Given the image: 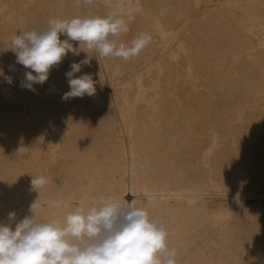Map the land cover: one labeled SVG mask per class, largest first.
<instances>
[{"label":"bare ground","instance_id":"bare-ground-1","mask_svg":"<svg viewBox=\"0 0 264 264\" xmlns=\"http://www.w3.org/2000/svg\"><path fill=\"white\" fill-rule=\"evenodd\" d=\"M197 1L95 0L84 7L78 0H0V63L7 65L0 76V128L13 129V141L23 136L25 123L13 105L18 103L12 102L16 93L8 76L29 101L27 127L41 132V143L49 144L40 157L48 184L39 192L28 191L36 176L30 153L0 151V223L14 230L33 215L37 221L63 223L85 195L135 199L166 228L177 264H264V225L244 220L247 196L264 216V181L263 188L251 191L256 175L264 180V53H249L254 43L245 33L248 26L264 23L263 1L217 0L203 9L170 56L154 58L158 26L172 29ZM113 10L129 28L121 42L130 43L141 32L151 34L137 56L99 61L82 44L78 56L69 52L52 67L43 85L35 84L34 90L20 86L31 69L16 62L10 49L13 34L46 28L49 19L106 16ZM60 39L67 37L61 34ZM69 42L80 47L78 41ZM88 55L90 64L76 77L87 73L95 81V69L113 77L116 66L123 82L107 101L101 93L63 100L70 90L65 73ZM21 105L20 110L25 108ZM237 108L241 116L229 125ZM209 132L218 138L233 133L234 139L214 150L211 177L202 159ZM212 182L227 199L232 215L226 223L213 222L204 213L205 186ZM9 212L16 213L15 221L8 220Z\"/></svg>","mask_w":264,"mask_h":264},{"label":"clouds","instance_id":"clouds-1","mask_svg":"<svg viewBox=\"0 0 264 264\" xmlns=\"http://www.w3.org/2000/svg\"><path fill=\"white\" fill-rule=\"evenodd\" d=\"M78 2L91 7L95 0ZM128 31L126 20L113 10L106 16L49 19L46 28L13 34L10 49L16 54V62L31 69L20 86L34 90L35 84L43 85L52 67L69 52L78 56L82 44L99 61L137 56L151 42V34L141 32L126 44L119 37ZM61 34L67 39L61 41ZM69 41H78L80 47H73ZM91 57L70 65L65 73L70 90L63 100L95 94L91 74L75 76L83 65L90 64ZM0 76H4L3 69ZM5 79L12 83L11 77ZM47 184L48 178L43 175L31 179L32 189L38 192ZM133 201L119 197L95 200L85 195L68 211L63 223L37 221L34 215L16 223L14 230L0 223V264H177V251L168 246L166 228ZM15 218V212L8 213L9 221Z\"/></svg>","mask_w":264,"mask_h":264},{"label":"rangeland","instance_id":"rangeland-1","mask_svg":"<svg viewBox=\"0 0 264 264\" xmlns=\"http://www.w3.org/2000/svg\"><path fill=\"white\" fill-rule=\"evenodd\" d=\"M216 1L217 0H198L196 4L190 7V10L188 11L189 13L179 17L180 19L172 29L162 31L161 27L158 26L157 29L160 32L159 44L154 54V58H159L160 56H170L172 51L181 44L184 34L191 27L193 22L197 21L202 16L203 9L207 7H212ZM262 1L264 8V0ZM191 14H193L194 16L190 17ZM245 33L254 43V46L253 48L250 49L249 53L251 52L250 54H252L253 56L259 54L260 51L264 53V23L262 24V22L261 23L258 22L256 25L248 26V28L245 30ZM115 65L116 64H114V66ZM6 67L7 65L5 63H0V69L6 70ZM144 67L145 65H139L137 69L139 70L143 69L142 71H144L145 70ZM114 68L116 73L114 74L113 77H110L109 74H105L104 71H101L103 69H95L94 71V77H95L94 85L96 88L95 94L101 93L102 98L105 101L112 98V90L117 87L118 82H123V79L121 80V77L123 76L122 74L123 72L120 70L119 67L115 66ZM132 72L133 71L128 72L129 73L128 78L131 80L133 79L134 76ZM160 75H161V70L157 69L155 71V76L159 77ZM188 76H190V74ZM11 87L14 89V93H16L15 94L16 99L14 98L12 102L18 103L13 105L15 106V108H17V112L20 114L21 120L23 121V123H25V125L22 128L23 136L15 138L14 141L12 139L13 129H8L4 131L3 128H0V151H8L13 149L18 152H23L25 154L30 153L29 158L31 160L34 176L35 175L39 176L41 175V158H40L41 148H43L44 150H48L49 144L47 142L41 143V132L37 133L36 131L34 130L32 131L31 128L27 127V120L30 115L29 101L22 93L19 85L16 82L11 83ZM19 98L21 99L19 100ZM21 104L22 105L24 104L23 106L25 107V108L22 107V110H20L21 107L19 106ZM261 105L264 106V98L261 101ZM241 113H242V109L240 108L234 110L232 112L231 117L227 119V123L231 125L241 116ZM208 134L205 135L207 136L206 143L208 146L205 145L206 149L202 153V159L207 167L208 170L207 174L209 177H211V169L213 162L211 156H213L214 150L219 144L223 143L226 140L234 144V139H233V133H228L220 138L216 137V134L214 132H209ZM25 144L31 145V148H29ZM256 177H257V182L255 184V187L251 191H256L258 189L263 188L262 182L264 180L262 175L261 176L256 175ZM205 189H206V195L203 196V206H204V213L207 216V218L213 222L215 221L216 223H226L230 221L231 220L230 215L232 214L230 213V208L227 199L220 195L221 193L220 187L215 182H212V183H208L205 186ZM28 191L29 193H31L33 191L32 187H29ZM7 193H10V191H8ZM253 204H254V199H252L250 196L244 198V205L247 208L246 215L248 216L244 220L251 225L253 222L256 226L264 225V216L263 214H261L262 212L261 211H260L261 213L255 212L253 209ZM260 204L263 205L262 200L260 201ZM11 208L15 210L16 206L12 205ZM259 217L262 218V220L259 219ZM216 223L211 222V225L214 226L216 225Z\"/></svg>","mask_w":264,"mask_h":264}]
</instances>
